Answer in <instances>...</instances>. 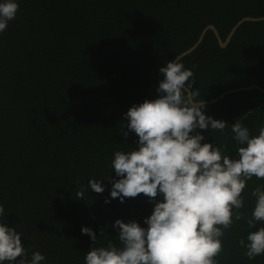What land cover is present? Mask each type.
<instances>
[{
    "label": "trees",
    "instance_id": "16d2710c",
    "mask_svg": "<svg viewBox=\"0 0 264 264\" xmlns=\"http://www.w3.org/2000/svg\"><path fill=\"white\" fill-rule=\"evenodd\" d=\"M17 2L16 18L0 33V222L22 234L29 260L38 251L45 256L40 264H85L92 247L119 244L117 219L147 227L145 217L163 199L141 193L121 203L110 196L119 179L111 168L114 152L138 149V136L127 129L128 109L158 98L159 69L203 29L213 26L224 41L242 18L264 17V0ZM179 61L194 71L198 101L247 86L264 89V20L241 23L225 47L207 30ZM204 112L228 125L222 133L197 129L201 143L225 145L238 159L231 125L242 120L258 135L264 92L227 93ZM90 179L102 181L104 192L92 191ZM259 185L264 179L247 182L239 210L245 217L226 230L220 264H264V255L249 260L239 245L264 227L247 225ZM81 189L84 198L77 199ZM82 227L96 233L95 244Z\"/></svg>",
    "mask_w": 264,
    "mask_h": 264
},
{
    "label": "clouds",
    "instance_id": "9594fccd",
    "mask_svg": "<svg viewBox=\"0 0 264 264\" xmlns=\"http://www.w3.org/2000/svg\"><path fill=\"white\" fill-rule=\"evenodd\" d=\"M18 10L17 0L0 2V33ZM159 72L163 79L156 89L158 98L134 104L125 114L127 129L138 136V149L114 152L111 168L119 179L112 182L110 196L121 203L141 193L150 200L158 195L163 199L145 217L147 227L117 219L112 227L119 232V244L109 241L106 247H92L86 252L85 264H220L226 230L234 220L245 217L239 210L244 207L242 193L247 182L253 177L264 179V122L255 136L242 120L231 125L239 145V158L233 159L225 145L201 143L205 138L197 129L222 133L228 124L205 115V103L197 100L199 91L193 89L194 71L172 59ZM88 187L96 193L105 190L96 179H90ZM84 191L77 192V199L84 198ZM251 195L255 204L247 218L250 229L264 222V185ZM3 214L0 205V216ZM81 232L96 243L91 228L82 227ZM21 235L15 227L0 222V264L45 260L38 251L28 259ZM246 241L241 238L239 245L249 260L264 255V227L250 231Z\"/></svg>",
    "mask_w": 264,
    "mask_h": 264
},
{
    "label": "water",
    "instance_id": "95a60500",
    "mask_svg": "<svg viewBox=\"0 0 264 264\" xmlns=\"http://www.w3.org/2000/svg\"><path fill=\"white\" fill-rule=\"evenodd\" d=\"M263 20H264V17H258V18L245 17V18H242L241 20H239L231 28V30L228 32L227 36L225 37L224 41H221L217 30L213 26L209 25L205 29L202 30V32L200 33V35H199L198 39L196 40V42L190 48H188L186 51H184L181 54H179L175 59L180 60L182 57H184V56L188 55L190 52H192L198 46V44L202 41L203 35L205 34V32L207 30H211L212 33L214 34V36L216 37L217 42L219 43V45L221 47H225L227 45V43L230 41L233 33L235 32V30L237 29V27L241 23H244V22H257V21H263ZM250 89H257V90H260V91L264 92V89H262V88H260L258 86H247V87H242V88H237V89L229 90V91L221 94L218 98H216L214 100H211V101H205L204 103H205V105L211 104V103L217 102L219 99L223 98V96L225 94H227V93L236 92V91L250 90Z\"/></svg>",
    "mask_w": 264,
    "mask_h": 264
}]
</instances>
